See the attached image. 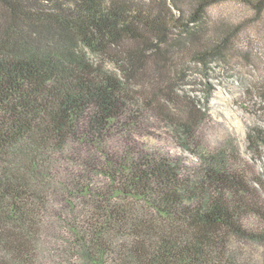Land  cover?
Instances as JSON below:
<instances>
[{
  "label": "trees",
  "instance_id": "obj_1",
  "mask_svg": "<svg viewBox=\"0 0 264 264\" xmlns=\"http://www.w3.org/2000/svg\"><path fill=\"white\" fill-rule=\"evenodd\" d=\"M227 1L264 12V0H0V264H260L264 179L224 148L193 168L156 135L201 145L205 113L177 61L224 52L230 27L195 24Z\"/></svg>",
  "mask_w": 264,
  "mask_h": 264
},
{
  "label": "rangeland",
  "instance_id": "obj_2",
  "mask_svg": "<svg viewBox=\"0 0 264 264\" xmlns=\"http://www.w3.org/2000/svg\"><path fill=\"white\" fill-rule=\"evenodd\" d=\"M202 23L209 35L219 25L230 27L235 35L222 54L209 57L206 63L189 56L177 61L186 73L179 89L205 113L201 145L184 148L179 139L169 137L165 127L157 132V142L193 168L201 165V149L229 150L232 162L255 185L254 181L264 179V142L258 141V135L264 139V98L257 89L264 80V12L227 1L209 7L195 27ZM254 249L264 264V249L257 245Z\"/></svg>",
  "mask_w": 264,
  "mask_h": 264
}]
</instances>
